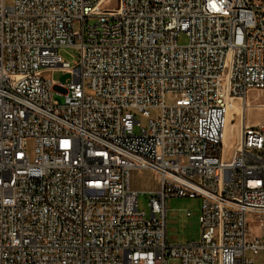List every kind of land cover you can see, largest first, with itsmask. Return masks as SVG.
I'll use <instances>...</instances> for the list:
<instances>
[{
  "label": "built area",
  "instance_id": "1",
  "mask_svg": "<svg viewBox=\"0 0 264 264\" xmlns=\"http://www.w3.org/2000/svg\"><path fill=\"white\" fill-rule=\"evenodd\" d=\"M253 91L264 0H0V264H264ZM141 171L155 190L131 188ZM173 197L201 199L197 241L167 244Z\"/></svg>",
  "mask_w": 264,
  "mask_h": 264
},
{
  "label": "rangeland",
  "instance_id": "2",
  "mask_svg": "<svg viewBox=\"0 0 264 264\" xmlns=\"http://www.w3.org/2000/svg\"><path fill=\"white\" fill-rule=\"evenodd\" d=\"M94 22L89 21L87 24L92 25ZM187 38L185 35L181 34L177 37L176 43L178 45H185ZM58 55L65 62H72L76 56L74 49H61L58 52ZM51 78L56 83L65 84L70 79V76L61 71H56L51 73ZM54 93H59L65 95V89L54 86ZM54 99L62 103V97L54 96ZM247 101L252 105L255 104H264V91H253L248 93ZM236 108L232 110L233 121L236 123L237 112ZM247 120L251 123H254L264 117V112H260L251 108L247 110L246 113ZM230 118V117H229ZM233 129L230 132V135H235V126H238L236 123L233 124ZM137 129L135 130V132ZM228 138V136H227ZM226 138V140H227ZM225 140V142H226ZM233 138L230 144V148L233 146ZM131 188L138 191H152L156 188V178L155 176L148 171L133 172L131 175L130 181ZM147 195L139 194L138 196V208L140 211H144L148 214L147 206ZM166 241L169 245H178L184 244L190 241H197L200 236V225L199 217L201 213V199L200 198H188V197H173L169 198L166 202ZM189 212V217L186 216V213ZM257 232V231H256ZM254 234H257V233ZM167 264H179L177 261L170 259Z\"/></svg>",
  "mask_w": 264,
  "mask_h": 264
},
{
  "label": "bare ground",
  "instance_id": "3",
  "mask_svg": "<svg viewBox=\"0 0 264 264\" xmlns=\"http://www.w3.org/2000/svg\"><path fill=\"white\" fill-rule=\"evenodd\" d=\"M245 1H250V4L252 6V8H259V0H245ZM231 107L226 115V122H225V126H224V141L226 140L227 136H230V132L233 129L232 123L236 125L239 124V119H240V113H241V109L243 110V107L241 108V106L239 105V101L238 100H232L231 101ZM234 107L236 108V112H237V120L236 123L233 121V116L234 115H230L232 114V110L234 109ZM248 109V108H247ZM230 117V118H229Z\"/></svg>",
  "mask_w": 264,
  "mask_h": 264
}]
</instances>
